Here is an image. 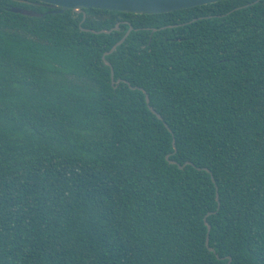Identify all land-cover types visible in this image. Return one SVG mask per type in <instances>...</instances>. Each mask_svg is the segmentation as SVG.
Wrapping results in <instances>:
<instances>
[{
  "label": "trees",
  "instance_id": "16d2710c",
  "mask_svg": "<svg viewBox=\"0 0 264 264\" xmlns=\"http://www.w3.org/2000/svg\"><path fill=\"white\" fill-rule=\"evenodd\" d=\"M56 9L0 0V264H264V0Z\"/></svg>",
  "mask_w": 264,
  "mask_h": 264
},
{
  "label": "water",
  "instance_id": "95a60500",
  "mask_svg": "<svg viewBox=\"0 0 264 264\" xmlns=\"http://www.w3.org/2000/svg\"><path fill=\"white\" fill-rule=\"evenodd\" d=\"M38 1L43 2V3H47L51 6L58 7V9L52 10V11L64 12L67 9H71L75 12H82V14H83L82 20H83L85 18L84 9L85 8H91V7L101 8V9H109V10H117V11H122V12L151 14V13L168 12V11H173V10H177V9H181V8H187V7H192V6H196V5L212 3V2H216L218 0H38ZM9 10L13 11V12H18V13H21L24 15H29V16H41L45 12H49V11L38 12V11H35L33 9H28V8L19 7V6H11L9 8ZM118 24H119V22H117L114 25V27L109 28V29H99V30H94L92 28H84V29L89 30L91 32H95V33H101V32L108 33L111 30L118 29ZM131 29H132V26L129 25V27L126 30V32L124 33V35L119 40H117L111 46V48L109 50H106L102 55L103 62L110 67V78H111L112 84H116V83L120 82L121 79H114L113 78V75H114L113 67H112L111 63L105 58V55L112 53L115 50V48L125 40L126 36L129 34ZM154 30H155V28L152 29V31H154ZM122 81L127 83L129 85V87L132 89L137 88V89L141 90L144 93V99H145V102L147 104L148 109L153 114H155L157 118L162 120V116L160 115V113H158L152 107V105H150L148 93L146 92V90L144 88H142L140 86H133L127 80H122ZM163 123L167 127V129L169 131H171L169 126L167 125V123L165 121H163ZM172 142H173L174 151H176V147L174 144V138L172 139ZM165 158L167 159V161L169 163L177 164L179 168L183 167V164H179L177 161L170 159L169 154H167L165 156ZM186 163L190 164L191 162L187 161ZM202 168L204 170L210 172V170L208 168H206V167H202ZM211 179H212V181H214V178L212 176H211ZM216 199L218 201L217 191H216ZM211 212H213V211H211ZM204 223L207 226V235L205 238V244L207 245L209 250L214 251V249L208 245L210 224L207 222V220H205ZM228 259L230 261V257H228Z\"/></svg>",
  "mask_w": 264,
  "mask_h": 264
},
{
  "label": "rangeland",
  "instance_id": "374dc122",
  "mask_svg": "<svg viewBox=\"0 0 264 264\" xmlns=\"http://www.w3.org/2000/svg\"><path fill=\"white\" fill-rule=\"evenodd\" d=\"M26 8V7H25ZM28 9H30V8H28ZM34 10V9H33Z\"/></svg>",
  "mask_w": 264,
  "mask_h": 264
}]
</instances>
